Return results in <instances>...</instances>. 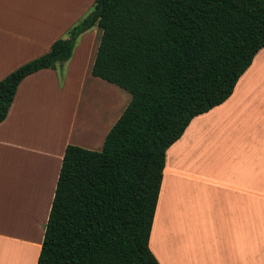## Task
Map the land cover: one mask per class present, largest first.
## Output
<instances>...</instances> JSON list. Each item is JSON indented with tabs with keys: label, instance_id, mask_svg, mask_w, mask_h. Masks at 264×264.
I'll list each match as a JSON object with an SVG mask.
<instances>
[{
	"label": "trees",
	"instance_id": "obj_1",
	"mask_svg": "<svg viewBox=\"0 0 264 264\" xmlns=\"http://www.w3.org/2000/svg\"><path fill=\"white\" fill-rule=\"evenodd\" d=\"M99 27L92 75L131 95L101 151L68 145L38 264H160L150 236L166 153L264 49V0H95L50 51L0 81V124L28 76Z\"/></svg>",
	"mask_w": 264,
	"mask_h": 264
},
{
	"label": "crops",
	"instance_id": "obj_2",
	"mask_svg": "<svg viewBox=\"0 0 264 264\" xmlns=\"http://www.w3.org/2000/svg\"><path fill=\"white\" fill-rule=\"evenodd\" d=\"M94 4L0 0V81L47 54ZM70 76H28L0 124V264H38L67 146L101 151L123 113L80 123ZM150 249L160 264H264V49L230 98L168 149Z\"/></svg>",
	"mask_w": 264,
	"mask_h": 264
},
{
	"label": "rangeland",
	"instance_id": "obj_3",
	"mask_svg": "<svg viewBox=\"0 0 264 264\" xmlns=\"http://www.w3.org/2000/svg\"><path fill=\"white\" fill-rule=\"evenodd\" d=\"M92 11L93 7L87 12L84 18H86ZM92 30H95V28ZM92 30L83 34L78 39L72 59L64 63L62 66H59L58 72L60 76L64 78L70 74L71 88L73 91H78L77 94H79L80 109L78 121L80 123H84V120L89 113L96 112V116L99 117H101L102 114H105L106 120H109L112 124L120 112H124L125 108L130 103L131 95L113 84L93 78L91 67L88 63L92 42L91 37L93 35ZM67 37L68 35L64 38ZM101 38L102 31L98 27L96 37L98 45L100 44Z\"/></svg>",
	"mask_w": 264,
	"mask_h": 264
},
{
	"label": "bare ground",
	"instance_id": "obj_4",
	"mask_svg": "<svg viewBox=\"0 0 264 264\" xmlns=\"http://www.w3.org/2000/svg\"><path fill=\"white\" fill-rule=\"evenodd\" d=\"M87 120H88V119H87ZM85 123H87V122H84V124H85ZM87 124H88V123H87ZM87 124H86V125H87ZM84 127H85V126H84ZM90 127H91V126H90Z\"/></svg>",
	"mask_w": 264,
	"mask_h": 264
}]
</instances>
